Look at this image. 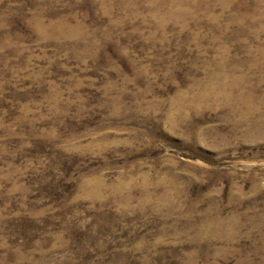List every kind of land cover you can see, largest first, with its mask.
Instances as JSON below:
<instances>
[{
  "label": "rangeland",
  "instance_id": "374dc122",
  "mask_svg": "<svg viewBox=\"0 0 264 264\" xmlns=\"http://www.w3.org/2000/svg\"><path fill=\"white\" fill-rule=\"evenodd\" d=\"M0 264H264V0H0Z\"/></svg>",
  "mask_w": 264,
  "mask_h": 264
},
{
  "label": "bare ground",
  "instance_id": "6f19581e",
  "mask_svg": "<svg viewBox=\"0 0 264 264\" xmlns=\"http://www.w3.org/2000/svg\"><path fill=\"white\" fill-rule=\"evenodd\" d=\"M155 5H156V4H155ZM224 6H225V5H224ZM181 18H182V17H181ZM260 57H261V56H260ZM235 78H236V77H235ZM220 86H221V85H220ZM239 86H240V85H239ZM224 89H225V88H224ZM224 89H223V90H224ZM212 90H213V89H212ZM220 90H222V89H220ZM244 91H245V90H244ZM217 93H218V92H217ZM209 94H210V93H209ZM212 94H213V93H212ZM221 94H222V93H221ZM209 96H211V95H209ZM212 96H213V95H212ZM228 96H229V95H228ZM257 96H258V95H257ZM200 97H201V96H200ZM218 97H219V95H218ZM218 97H217V98H218ZM205 98H207V97H205ZM214 98H215V96H214ZM238 98H239V97H238ZM194 99H195V98H194ZM203 99H204V98H203ZM223 99H224V98H223ZM239 99H241V98H239ZM239 99H238V100H239ZM192 100H193V99H192ZM226 100H227V99H226ZM230 100H231V99H230ZM232 100H233V99H232ZM249 100H250V99H249ZM202 101H203V100H202ZM233 101H234V100H233ZM242 102H243V101H242ZM204 103H205V102H204ZM214 103H215V102H214ZM227 103H228V102H227ZM232 103H233V102H232ZM237 103H238V102H237ZM215 105H216V104H215ZM211 106H212V105H211ZM218 106H219V105H218ZM225 106H226V105H225ZM230 106H231V105H230ZM244 106H245V105H244ZM192 107H193V106H192ZM201 107H202V106H201ZM246 107H247V106H246ZM182 108H183V107H182ZM249 108H250V107H249ZM248 110H249V109H248ZM254 111H255V110H254ZM257 114H258V113H257ZM257 114H256V115H257ZM241 120H242V119H241Z\"/></svg>",
  "mask_w": 264,
  "mask_h": 264
}]
</instances>
